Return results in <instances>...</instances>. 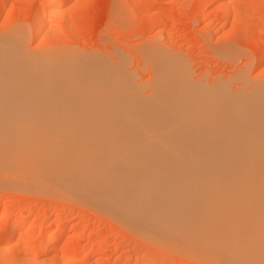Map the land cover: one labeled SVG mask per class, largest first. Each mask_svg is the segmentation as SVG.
<instances>
[{"label":"bare ground","instance_id":"6f19581e","mask_svg":"<svg viewBox=\"0 0 264 264\" xmlns=\"http://www.w3.org/2000/svg\"><path fill=\"white\" fill-rule=\"evenodd\" d=\"M43 22L33 20L36 34ZM13 45L0 49V183L54 190L210 264H264V83L232 96L163 62L146 96L124 71ZM9 228L1 242L29 230ZM46 232L34 237L47 239L37 255L64 237Z\"/></svg>","mask_w":264,"mask_h":264},{"label":"rangeland","instance_id":"374dc122","mask_svg":"<svg viewBox=\"0 0 264 264\" xmlns=\"http://www.w3.org/2000/svg\"><path fill=\"white\" fill-rule=\"evenodd\" d=\"M36 17L44 21L40 34ZM0 42V49L15 43L36 58L69 51L99 71H124L140 95L151 92L164 62L183 70L194 86L218 83L234 96L264 83V62L258 61L264 56V0H68L52 7L48 0H0ZM32 186L0 183V216L15 221L0 223V232L23 224L31 235L19 229L11 241H0V264H210L196 257L198 251L186 248V255L175 245L147 242L111 213ZM47 230L64 237L51 242L49 254L37 255L47 239L36 245L35 238Z\"/></svg>","mask_w":264,"mask_h":264}]
</instances>
